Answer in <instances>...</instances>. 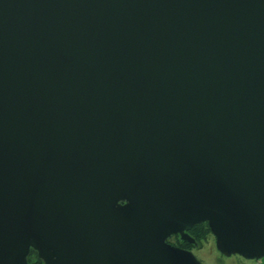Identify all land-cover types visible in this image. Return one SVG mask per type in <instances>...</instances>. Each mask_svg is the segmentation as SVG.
Segmentation results:
<instances>
[{"label":"water","instance_id":"95a60500","mask_svg":"<svg viewBox=\"0 0 264 264\" xmlns=\"http://www.w3.org/2000/svg\"><path fill=\"white\" fill-rule=\"evenodd\" d=\"M264 258V0H0V264Z\"/></svg>","mask_w":264,"mask_h":264},{"label":"rangeland","instance_id":"374dc122","mask_svg":"<svg viewBox=\"0 0 264 264\" xmlns=\"http://www.w3.org/2000/svg\"><path fill=\"white\" fill-rule=\"evenodd\" d=\"M209 240L208 242L205 241L202 255L200 257L206 264H264V258L260 260H249L239 255H233L230 257L222 256L217 250L215 240L213 238H210Z\"/></svg>","mask_w":264,"mask_h":264},{"label":"flooded vegetation","instance_id":"af4514ba","mask_svg":"<svg viewBox=\"0 0 264 264\" xmlns=\"http://www.w3.org/2000/svg\"><path fill=\"white\" fill-rule=\"evenodd\" d=\"M197 226L193 227L189 233L195 238L196 240V243H191V242H188V241H183L180 239V236L179 235H174L170 238L169 242L175 246H178V247H181L183 249H187V250H190L192 251L196 257L203 262V260H201V255H202V251H203V247H204V242H200L198 240V238L196 237V234L194 233V231H197L198 229H196ZM210 238H213L215 240V237L211 235ZM208 239V240H209ZM209 241H212V240H209ZM208 242V241H207ZM205 263V262H203ZM206 264V263H205Z\"/></svg>","mask_w":264,"mask_h":264},{"label":"trees","instance_id":"16d2710c","mask_svg":"<svg viewBox=\"0 0 264 264\" xmlns=\"http://www.w3.org/2000/svg\"><path fill=\"white\" fill-rule=\"evenodd\" d=\"M196 229L198 230L194 231V233L196 234V237L200 242H207L209 237L213 235L208 224L206 223L197 225ZM29 261L31 264H43V262L38 258L37 253L35 251H32V254L29 257Z\"/></svg>","mask_w":264,"mask_h":264}]
</instances>
